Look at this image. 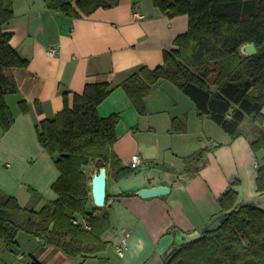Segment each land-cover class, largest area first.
Returning a JSON list of instances; mask_svg holds the SVG:
<instances>
[{"label": "crops", "instance_id": "0c3cea01", "mask_svg": "<svg viewBox=\"0 0 264 264\" xmlns=\"http://www.w3.org/2000/svg\"><path fill=\"white\" fill-rule=\"evenodd\" d=\"M11 1L14 16L4 30L11 33V46L28 65L9 71L18 90L5 97L14 122L0 133V192L15 197L21 206L35 203L36 208L55 199L51 185L58 171L39 146L35 125L63 109L64 93L71 104L72 95L80 94L86 84L116 85L98 106V115L120 117L114 152L122 166H129L132 155L141 158L133 175L108 178L111 230L104 235L109 242L105 251L83 262L27 235L28 264H163L177 236L201 233L209 224L218 212V197L234 180H239L238 203L264 210L255 185L264 152L254 154L247 139L231 140L211 120L199 117L193 103L168 82L153 85L144 100V115L118 86L139 67L162 64L163 53L187 31V16L168 18L151 0H119L117 6L82 17L50 11L43 0ZM50 48L57 55L50 57ZM21 102L26 113L21 112ZM262 114L264 123V108ZM173 118L183 120V132H170ZM139 130L147 132V140L137 136ZM205 147L210 152L204 166L187 177L185 159ZM155 186H166L169 193L147 199L136 194ZM33 195L39 199L34 201ZM123 241L127 247L119 257L115 248ZM11 253L0 242V264H11Z\"/></svg>", "mask_w": 264, "mask_h": 264}, {"label": "trees", "instance_id": "16d2710c", "mask_svg": "<svg viewBox=\"0 0 264 264\" xmlns=\"http://www.w3.org/2000/svg\"><path fill=\"white\" fill-rule=\"evenodd\" d=\"M151 2L168 18L187 16L188 28L163 53L161 65L141 66L118 85L138 114H145L144 100L153 85L168 82L190 99L199 117L211 120L231 140L247 139L254 154L264 152V0ZM43 3L50 11L82 17L117 6L119 0ZM13 16L12 1L0 0V133L14 122L5 97L18 89L9 71L28 65L11 46V33L4 30ZM245 44H253L256 54L240 52ZM115 87L107 82L86 84L80 94L72 95L71 104L64 93L63 109L35 125L37 142L58 171L51 185L56 197L36 208L35 203L21 206L15 197L0 192V242L10 252L18 254L20 232L83 262L106 250L109 242L104 235L111 229L109 194L106 188L103 208L94 206L88 168L104 167L107 181L111 176L121 180L137 172V168L122 166L114 152L120 117H100L97 112ZM19 105L26 113V104ZM183 131V120L173 118L170 132ZM209 152L205 147L186 158L183 174H197ZM238 185L239 180L232 181L218 197V212L199 237L176 244L163 264H264V210L238 203ZM255 185L258 197L264 199V160L256 168ZM33 199L39 196L33 195Z\"/></svg>", "mask_w": 264, "mask_h": 264}, {"label": "water", "instance_id": "95a60500", "mask_svg": "<svg viewBox=\"0 0 264 264\" xmlns=\"http://www.w3.org/2000/svg\"><path fill=\"white\" fill-rule=\"evenodd\" d=\"M240 52L245 55H255L256 48L253 44H245L240 48ZM106 183L107 172L104 167H98L95 174L91 178V199L95 207L103 208L106 200ZM169 193L166 186H155L139 190L136 194L142 199L164 196ZM200 233L194 232L191 234H181L177 236V245L189 242L199 237ZM44 245V241H40Z\"/></svg>", "mask_w": 264, "mask_h": 264}, {"label": "rangeland", "instance_id": "374dc122", "mask_svg": "<svg viewBox=\"0 0 264 264\" xmlns=\"http://www.w3.org/2000/svg\"><path fill=\"white\" fill-rule=\"evenodd\" d=\"M176 91H178L177 93H178V95H180L183 99H186V101H188V102H190V100L184 95V94H182V92H180L179 90H176ZM180 108H186L185 107V102L182 100L181 101V103H180ZM137 136L138 137H140V138H143V139H145V140H147V136H148V134H147V132L146 131H138V134H137ZM89 170V172H88V174H90L91 175V177L95 174V172H96V167L94 166V165H92L90 168H88ZM137 170H139V169H137ZM136 175V174H135ZM111 230V229H110ZM29 239V237L26 235V234H24V233H18V237L16 238V240H17V242H18V253H20V254H23V259H21V260H18L17 259V254L16 253H11V264H28L29 262H30V256L28 255V251H27V240Z\"/></svg>", "mask_w": 264, "mask_h": 264}, {"label": "built area", "instance_id": "2783aa9c", "mask_svg": "<svg viewBox=\"0 0 264 264\" xmlns=\"http://www.w3.org/2000/svg\"><path fill=\"white\" fill-rule=\"evenodd\" d=\"M137 18L141 19L142 17L141 16H138L136 15ZM58 51L56 49H53V48H50L48 49L47 51V54L50 56V57H54L55 55H57ZM141 164V158L139 155L135 154V155H132L130 157V163H129V166L130 168L132 169H136L139 167V165ZM126 243L125 241L119 243L116 248H115V252L116 254L119 256V257H122L125 250H126Z\"/></svg>", "mask_w": 264, "mask_h": 264}]
</instances>
